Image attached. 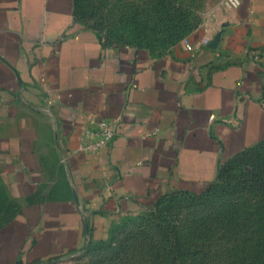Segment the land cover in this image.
<instances>
[{"label":"crops","instance_id":"0c3cea01","mask_svg":"<svg viewBox=\"0 0 264 264\" xmlns=\"http://www.w3.org/2000/svg\"><path fill=\"white\" fill-rule=\"evenodd\" d=\"M210 1L151 47L106 37L75 0H0V264H61L264 142V0ZM103 118L112 141L81 150Z\"/></svg>","mask_w":264,"mask_h":264},{"label":"rangeland","instance_id":"374dc122","mask_svg":"<svg viewBox=\"0 0 264 264\" xmlns=\"http://www.w3.org/2000/svg\"><path fill=\"white\" fill-rule=\"evenodd\" d=\"M211 2L81 0L78 18L100 28L108 38L132 41L161 25L164 11L180 15L178 22L188 21L185 26L190 28L199 9ZM239 162L243 169L237 171L231 187L223 184L222 192L204 198H166L157 207L155 202L120 215L111 221L104 238L90 239L85 251L61 264H152L153 251L165 249V235L172 228L177 229L184 250L165 254L163 264H259V258L264 264V256H257L264 252V181L251 164Z\"/></svg>","mask_w":264,"mask_h":264},{"label":"trees","instance_id":"16d2710c","mask_svg":"<svg viewBox=\"0 0 264 264\" xmlns=\"http://www.w3.org/2000/svg\"><path fill=\"white\" fill-rule=\"evenodd\" d=\"M75 11L77 16L81 17L82 14L80 13L82 10L81 6V0H75ZM164 18L161 25H158L157 27H154V29L151 31V33L146 35H141V37L137 38L135 41L141 45L151 46V47H157L156 43H173L180 38H182L186 32L188 31V26H185L186 24H189V22L185 21L180 24L178 21L181 20L180 15H176L174 13H169L167 11H164ZM140 29V27L138 26ZM110 39L115 40L116 38L110 37ZM121 40V39H119ZM246 161L245 163L251 164L252 169L257 177H260L264 181V142L256 144L252 147H249L239 153H237L234 157L224 162L220 168L218 169L217 175L215 179L201 192L194 193L190 191H172L169 193H165L161 197L158 198L156 201L155 207H157L160 203L164 202L166 198L172 199L175 196H186V197H193V198H204L209 195H211L215 191H223V189H219L224 186L229 185L231 187L232 180L237 177L239 170L243 169V166L239 161ZM226 189H230V188ZM232 190V189H231ZM234 190V189H233ZM227 192V191H226ZM170 223V222H169ZM166 237V247L164 246V250H156L153 251L155 253L154 257L152 258V264H163V258L165 254H169L171 251L177 253L182 252L184 249L181 245V239L178 235V231L176 228H172L169 230V234L167 233ZM150 245L152 244V241L150 242ZM153 255V254H152ZM257 256H264V252H261L257 254ZM259 264L263 261V259H257Z\"/></svg>","mask_w":264,"mask_h":264},{"label":"built area","instance_id":"2783aa9c","mask_svg":"<svg viewBox=\"0 0 264 264\" xmlns=\"http://www.w3.org/2000/svg\"><path fill=\"white\" fill-rule=\"evenodd\" d=\"M223 3L228 7H237L241 3V0H223ZM187 45L189 46V43ZM115 134L116 123L110 119L103 118L99 121L98 129L93 138H90L92 135L90 132H84L79 148L84 151H98L109 144ZM87 237L90 240V231L87 232Z\"/></svg>","mask_w":264,"mask_h":264}]
</instances>
